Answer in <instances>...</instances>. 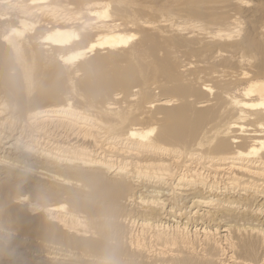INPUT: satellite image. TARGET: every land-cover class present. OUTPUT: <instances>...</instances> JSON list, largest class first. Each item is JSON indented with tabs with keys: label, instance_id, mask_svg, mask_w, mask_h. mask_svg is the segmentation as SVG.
<instances>
[{
	"label": "bare ground",
	"instance_id": "bare-ground-1",
	"mask_svg": "<svg viewBox=\"0 0 264 264\" xmlns=\"http://www.w3.org/2000/svg\"><path fill=\"white\" fill-rule=\"evenodd\" d=\"M106 262L264 264V0H0V264Z\"/></svg>",
	"mask_w": 264,
	"mask_h": 264
},
{
	"label": "rangeland",
	"instance_id": "rangeland-1",
	"mask_svg": "<svg viewBox=\"0 0 264 264\" xmlns=\"http://www.w3.org/2000/svg\"><path fill=\"white\" fill-rule=\"evenodd\" d=\"M147 14H148V16L149 17H151V18H155V19H157V18H160V17H162V16H164V17H166L167 15L166 14H164V13H156L154 10L153 11H147ZM65 202H67L68 200H64ZM67 207H68V205H67ZM19 232H14L13 233V236L12 237H17V236H21V237H23V239L21 238V237H17L19 240L21 239V240H23L24 242H25V239H26V242L24 243H22L23 244V247H25V248H28V253L26 254V256L27 257H24L25 259H26V261H29V262H32V260H36V258L38 257V256H40L41 254H39L38 252H41V250L38 248V247H35L34 246V242H37L38 240L35 238V239H33L34 240V242H33V244L32 245H30V248H29V245H28V241L30 240L29 239V236H27V235H29V232H25V233H23V235L24 236H26L25 238H24V236L23 235H19L18 234ZM14 234H18V235H14ZM37 244L38 245H40V242L38 241L37 242ZM26 245V246H25ZM16 251V250H15ZM17 252V251H16ZM31 253V254H30ZM24 259V260H25ZM26 261L25 262H23V263H26Z\"/></svg>",
	"mask_w": 264,
	"mask_h": 264
},
{
	"label": "clouds",
	"instance_id": "clouds-1",
	"mask_svg": "<svg viewBox=\"0 0 264 264\" xmlns=\"http://www.w3.org/2000/svg\"><path fill=\"white\" fill-rule=\"evenodd\" d=\"M106 264H110V262H106Z\"/></svg>",
	"mask_w": 264,
	"mask_h": 264
}]
</instances>
